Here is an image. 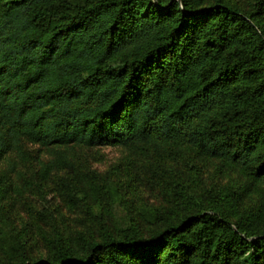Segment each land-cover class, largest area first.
<instances>
[{
  "label": "trees",
  "instance_id": "1",
  "mask_svg": "<svg viewBox=\"0 0 264 264\" xmlns=\"http://www.w3.org/2000/svg\"><path fill=\"white\" fill-rule=\"evenodd\" d=\"M104 145L168 199L147 229L46 236L22 201L53 228L48 189L114 198L81 152ZM0 264H264V0H0Z\"/></svg>",
  "mask_w": 264,
  "mask_h": 264
},
{
  "label": "rangeland",
  "instance_id": "2",
  "mask_svg": "<svg viewBox=\"0 0 264 264\" xmlns=\"http://www.w3.org/2000/svg\"><path fill=\"white\" fill-rule=\"evenodd\" d=\"M245 2L246 0H234ZM81 152L86 154L87 162L90 167L96 170L101 175H108V172L115 167L117 171L111 176L117 180V188L119 190L113 193L114 198L108 195H102L97 200H92L84 197L79 203H72L66 201L60 191L53 189L47 190V197L53 206V211L57 213L55 226L52 228V220L48 219L47 215H42L39 211L41 206L38 205L41 199L34 192L27 195V198L22 201L21 209L28 212L30 216L35 217V214L41 215L42 229L46 236L55 235L56 228L59 230L64 229L66 235L71 236L77 232L96 230L97 215L101 214L103 219L110 222L112 227L123 224L124 222L132 219L138 220L144 229L148 228L150 223L149 216L156 207L162 206L168 199L167 194L161 189V185L148 183L144 177V172L138 164L139 156H133L130 151L119 145H104L92 148H83ZM132 152V151H131ZM45 157L46 153L42 152ZM47 158V157H45ZM131 170L135 174V179L130 180ZM204 180L208 185L214 184L220 188H229L234 183L240 184L241 177L238 174L231 172L216 173L213 162H207L205 170L203 171ZM109 191L112 192V186H107ZM117 194V195H115ZM37 241L32 236L33 252L38 253L45 251L47 245L46 239L37 234Z\"/></svg>",
  "mask_w": 264,
  "mask_h": 264
}]
</instances>
